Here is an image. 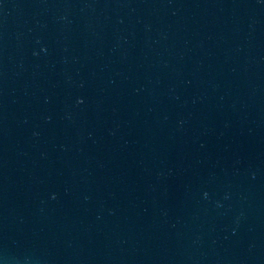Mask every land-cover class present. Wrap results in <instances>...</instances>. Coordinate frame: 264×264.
<instances>
[{"label":"water","instance_id":"obj_1","mask_svg":"<svg viewBox=\"0 0 264 264\" xmlns=\"http://www.w3.org/2000/svg\"><path fill=\"white\" fill-rule=\"evenodd\" d=\"M0 264H264V0H0Z\"/></svg>","mask_w":264,"mask_h":264}]
</instances>
